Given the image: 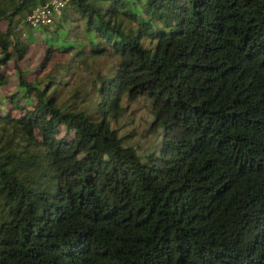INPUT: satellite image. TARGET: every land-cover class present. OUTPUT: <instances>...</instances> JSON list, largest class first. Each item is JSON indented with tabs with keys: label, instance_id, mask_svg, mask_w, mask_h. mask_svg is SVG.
Segmentation results:
<instances>
[{
	"label": "trees",
	"instance_id": "16d2710c",
	"mask_svg": "<svg viewBox=\"0 0 264 264\" xmlns=\"http://www.w3.org/2000/svg\"><path fill=\"white\" fill-rule=\"evenodd\" d=\"M46 2L0 0V264H264V0H67L32 25ZM101 56L63 97L57 68ZM132 104L142 152L114 127Z\"/></svg>",
	"mask_w": 264,
	"mask_h": 264
},
{
	"label": "rangeland",
	"instance_id": "374dc122",
	"mask_svg": "<svg viewBox=\"0 0 264 264\" xmlns=\"http://www.w3.org/2000/svg\"><path fill=\"white\" fill-rule=\"evenodd\" d=\"M42 54L43 48L41 45L32 46L29 50V59L25 60L24 63H20L21 68L24 70H32L39 65L43 56ZM68 57L69 56H60L58 61L63 63L65 66L68 62L67 60H69ZM84 60V63L78 61V59L75 61L70 60L69 65L77 66V68L69 69V71H67V73L64 75L60 73L62 67L59 66L57 68V73H55V76L57 78L62 77L68 81L62 89L63 97H71V94H73L75 91L82 93L88 91L91 88L93 80L97 77V74H103L114 61L113 58L104 56L98 58L87 57ZM52 62L53 61H51L49 64H52ZM11 73L12 80L7 86H5V91H11L14 89L16 77L14 76L13 71H11ZM34 75V73L29 72L27 77L32 79ZM53 76L54 74L51 73L50 77L52 78ZM149 122L150 115L148 114L147 109H143L139 104H132L127 112L117 122L114 123V127L118 128L120 135L129 134L131 131H133L134 136L128 137L127 143L133 147H136L138 152H142V149L148 148V145L152 142V140L156 139L154 135H147L148 133L146 130L148 128ZM31 173L32 175L44 174L40 164L32 167Z\"/></svg>",
	"mask_w": 264,
	"mask_h": 264
},
{
	"label": "built area",
	"instance_id": "2783aa9c",
	"mask_svg": "<svg viewBox=\"0 0 264 264\" xmlns=\"http://www.w3.org/2000/svg\"><path fill=\"white\" fill-rule=\"evenodd\" d=\"M67 0H47L44 5H38L27 16L32 25L50 24L55 16L60 15Z\"/></svg>",
	"mask_w": 264,
	"mask_h": 264
}]
</instances>
